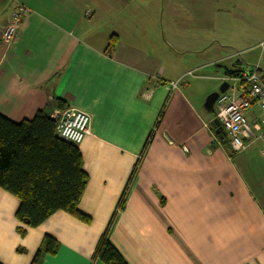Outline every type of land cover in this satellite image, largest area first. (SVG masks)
Here are the masks:
<instances>
[{"label": "crops", "instance_id": "1", "mask_svg": "<svg viewBox=\"0 0 264 264\" xmlns=\"http://www.w3.org/2000/svg\"><path fill=\"white\" fill-rule=\"evenodd\" d=\"M158 1L180 9L199 2L0 0V114L19 121L38 109L52 113L57 97L89 115L78 144L88 175L78 208L91 219L59 210L26 226L15 218L18 199L0 188L1 264H29L45 234L58 249L41 264H102L92 254L114 212L108 238L127 264H264L260 142L229 155L214 140V105L204 109L199 81L221 83L224 70L242 60L221 76L199 74L207 62L196 64L198 50L167 42L163 16L156 26L140 5ZM18 4L29 11L5 43L1 30ZM206 4L213 29L226 16L237 21L223 25L229 35L264 30V0ZM191 9L183 13L192 22ZM255 108L246 112L250 122L258 118Z\"/></svg>", "mask_w": 264, "mask_h": 264}, {"label": "trees", "instance_id": "2", "mask_svg": "<svg viewBox=\"0 0 264 264\" xmlns=\"http://www.w3.org/2000/svg\"><path fill=\"white\" fill-rule=\"evenodd\" d=\"M113 43L114 37L110 36L108 46ZM240 64V61H236L224 70V74L239 75L243 70ZM258 73L264 81V73L260 69ZM54 102L55 108L66 107L61 98H54ZM211 132L214 140L222 144L231 155L228 138L222 130L216 133L212 122ZM87 179L78 144L57 135L52 113L38 109L31 118L19 121L0 114V188L18 199L15 211L17 220L26 226L36 227L60 210L83 223H90V216L78 208ZM125 194L126 190L120 196L117 210L123 208ZM115 215L116 212L99 236L92 254L93 259L102 264H127L108 238ZM17 230L20 235L25 232L22 227ZM57 249V240L45 234L29 264H41L46 254L54 255Z\"/></svg>", "mask_w": 264, "mask_h": 264}, {"label": "rangeland", "instance_id": "3", "mask_svg": "<svg viewBox=\"0 0 264 264\" xmlns=\"http://www.w3.org/2000/svg\"><path fill=\"white\" fill-rule=\"evenodd\" d=\"M140 5L142 8L145 7L146 11L151 14L154 21H156V26L160 15L163 16L161 17L163 18L165 23L164 26L167 30V42H174L178 48H196V50H198L197 56H195L196 59L194 60L196 64L207 62V67L198 71L199 74L205 76H221L223 75V67L229 66L235 59L242 60L241 65L246 69L258 66L261 73H264V30L261 31L259 35L258 33H260V31H254V34L247 33L248 35L246 36L235 37L229 35L228 32L231 30L223 25L235 23L237 21L230 17L226 18V16L224 18L219 17L218 22L222 28L213 29L210 25V23H213L210 17L211 15L205 11L207 8L206 0H199L198 4H193L192 7H190V4L186 1L185 4L183 3V5L180 6L182 7L181 9L178 5H174L173 3H165L163 5L159 1L156 3L151 2L148 5ZM209 6L211 7L210 4ZM135 7L136 5H134V8ZM190 9L194 19L192 22L188 19V15L185 17L183 13V11L189 12ZM134 11L136 12V10ZM212 17H216V10ZM172 18H178L175 19L176 25L174 26L171 25ZM241 23H243V21ZM177 24L179 26H177ZM246 31L249 32V30ZM173 32H176L177 35L172 38V36L169 35H173ZM216 40L226 43L224 46H219ZM245 40L246 43L244 42ZM199 81H203L201 84L204 85V90H206L204 91L206 93H202V100H204L209 93L216 91L220 85V81L210 78L200 79ZM255 110L256 117L260 119L264 117L260 110L257 108H255Z\"/></svg>", "mask_w": 264, "mask_h": 264}, {"label": "built area", "instance_id": "4", "mask_svg": "<svg viewBox=\"0 0 264 264\" xmlns=\"http://www.w3.org/2000/svg\"><path fill=\"white\" fill-rule=\"evenodd\" d=\"M28 11L25 5H17L9 23L1 30L3 42L14 40L17 23ZM258 69V66L243 68L239 75L224 78L228 86L214 102V118L228 138L232 151L244 150L247 141L258 140L264 156V117L254 118L251 122L246 117V112L253 107H257L264 116V81ZM52 117L56 121L57 135L64 140L79 144L89 131V115L81 110L70 106L55 108Z\"/></svg>", "mask_w": 264, "mask_h": 264}, {"label": "water", "instance_id": "5", "mask_svg": "<svg viewBox=\"0 0 264 264\" xmlns=\"http://www.w3.org/2000/svg\"><path fill=\"white\" fill-rule=\"evenodd\" d=\"M227 86H228V83H227V81L224 80L220 83V85L218 86V89L216 91L209 93L205 97L204 102H203V107L207 112L213 111V105H214L215 100L218 97V94L221 92H224L226 90ZM212 123L215 126V132L216 133H218L220 130H222L221 126L219 125V122L216 118H214L212 120ZM223 134H224V132H223Z\"/></svg>", "mask_w": 264, "mask_h": 264}]
</instances>
